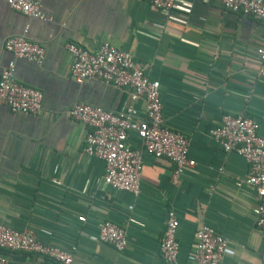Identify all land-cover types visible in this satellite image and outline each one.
Instances as JSON below:
<instances>
[{
	"label": "crops",
	"instance_id": "1",
	"mask_svg": "<svg viewBox=\"0 0 264 264\" xmlns=\"http://www.w3.org/2000/svg\"><path fill=\"white\" fill-rule=\"evenodd\" d=\"M41 12L47 22L0 0V75L13 63L15 81L43 94L38 116L0 105V225L31 232L63 251L75 249L73 264H165L159 244L172 209L179 264H193L194 234L203 224L227 240L222 264H264L257 194L245 183L247 163L224 152L209 133L224 116L243 115L258 122L264 137V77L257 75L255 54L264 21L227 12L220 0H178L170 23L147 0H42ZM25 30L45 49L41 65L14 59L4 49L6 38ZM69 43L89 52L100 43L129 52L159 83L164 123L188 139L195 162L178 187L171 183V164L147 154L138 196L103 185L104 163L83 152L88 128L67 112L76 104L119 112L130 99L100 81L76 84ZM130 144L141 148L135 133ZM103 218L126 230L123 253L96 240ZM0 253L7 264H55Z\"/></svg>",
	"mask_w": 264,
	"mask_h": 264
},
{
	"label": "built area",
	"instance_id": "2",
	"mask_svg": "<svg viewBox=\"0 0 264 264\" xmlns=\"http://www.w3.org/2000/svg\"><path fill=\"white\" fill-rule=\"evenodd\" d=\"M12 10L29 18L47 22L41 12L42 0H2ZM151 10L174 21L173 12L178 0H147ZM222 8L234 14L250 16L264 21V0H220ZM165 27V26H164ZM12 36L4 41V49L14 59L41 65L45 58L44 47L26 36ZM66 50L71 56L70 76L76 84L96 80L129 95V104L119 112H110L87 104H76L67 116L88 128L83 152L88 157L101 160L105 166L102 182L105 187L138 196L143 155L167 160L172 166L171 183L178 187L184 171L193 168L195 162L188 156V139L169 129L163 118V106L159 83L149 79L146 66L133 55L116 49L108 43H100L94 52L69 43ZM257 75L264 77V39L255 50ZM15 65L10 63L0 75V105L12 113L38 116L42 111L43 94L40 90L24 87L14 78ZM144 109L140 110L139 105ZM142 114V116H141ZM258 122L243 115H226L221 124L209 133L226 153L242 156L248 166L245 183L257 194L255 207L256 225L264 238V137L259 133ZM135 133L141 148L130 144ZM85 223V217H78ZM96 240L109 244L120 254L128 247L126 230L103 218L96 225ZM178 220L174 210L166 211L164 230L159 253L165 264H179L180 245L177 240ZM196 251L193 264H222L227 240L202 225L194 234ZM22 253L45 259L55 264H73L74 252L63 251L44 244L31 232H17L0 225V252ZM264 257V252H263ZM0 253V264H7Z\"/></svg>",
	"mask_w": 264,
	"mask_h": 264
}]
</instances>
